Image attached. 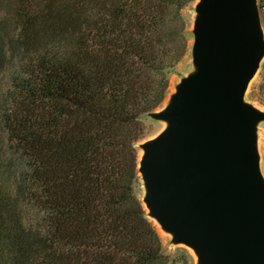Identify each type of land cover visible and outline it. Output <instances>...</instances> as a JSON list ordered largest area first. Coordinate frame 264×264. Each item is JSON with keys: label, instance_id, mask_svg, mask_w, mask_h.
I'll return each instance as SVG.
<instances>
[{"label": "trees", "instance_id": "trees-1", "mask_svg": "<svg viewBox=\"0 0 264 264\" xmlns=\"http://www.w3.org/2000/svg\"><path fill=\"white\" fill-rule=\"evenodd\" d=\"M194 1L0 0V264H190L136 186Z\"/></svg>", "mask_w": 264, "mask_h": 264}, {"label": "water", "instance_id": "water-1", "mask_svg": "<svg viewBox=\"0 0 264 264\" xmlns=\"http://www.w3.org/2000/svg\"><path fill=\"white\" fill-rule=\"evenodd\" d=\"M200 70L154 117L169 127L142 145L146 206L201 264H264V178L243 91L264 54L257 0H204Z\"/></svg>", "mask_w": 264, "mask_h": 264}, {"label": "rangeland", "instance_id": "rangeland-1", "mask_svg": "<svg viewBox=\"0 0 264 264\" xmlns=\"http://www.w3.org/2000/svg\"><path fill=\"white\" fill-rule=\"evenodd\" d=\"M204 0H195L187 9L183 11L184 18L187 23V38H188V50L185 57L180 63L168 74L169 78V89L167 95L162 102L161 106L156 109L151 114L142 117V122L145 125V136L137 144V156H138V181L136 186V193L142 202L147 219L155 226L157 229L162 243L167 254L174 255L175 253H181L186 255L190 264H201L194 251H192L189 246L184 243H178L173 240V236L169 233L163 231L149 216L148 211L145 207V180L142 172L140 171L141 160L140 154L143 153L144 149L142 147L146 142H150L156 139L160 134H162L170 125L168 120L160 119L154 117L156 113H159L169 107L175 97L179 94V91L183 84L193 78L200 70L199 60L196 55V25L202 17L201 7ZM258 1V0H257ZM261 27L263 31L264 40V22L261 20ZM70 33L72 31L69 30ZM7 58L0 61V107H1V92L6 85V70L5 73L3 69H9L13 67L18 61L14 50L9 51L7 49ZM241 102L243 105L252 109L261 115V117L255 119L251 125V132L254 138L255 151L257 153L258 164L260 172L264 178V54L261 57L258 67L254 75L248 81L242 97ZM1 124H0V135ZM144 154V153H143ZM5 162L11 160L14 162L15 157L12 154H5L2 156ZM145 203V205H144Z\"/></svg>", "mask_w": 264, "mask_h": 264}, {"label": "bare ground", "instance_id": "bare-ground-1", "mask_svg": "<svg viewBox=\"0 0 264 264\" xmlns=\"http://www.w3.org/2000/svg\"><path fill=\"white\" fill-rule=\"evenodd\" d=\"M143 153H144V151H143ZM143 153H141L140 154V158H142V156H143ZM146 195V187H145V194H144V196ZM144 205H145V203H144ZM145 207H146V209H147V211H148V216L163 230V231H165V232H167V233H169L171 236H172V233L170 232V231H168V230H166V229H164L163 227H162V222L155 216V215H152L151 213H150V210H149V208L145 205ZM192 251H193V249L191 248V247H189Z\"/></svg>", "mask_w": 264, "mask_h": 264}, {"label": "built area", "instance_id": "built-area-1", "mask_svg": "<svg viewBox=\"0 0 264 264\" xmlns=\"http://www.w3.org/2000/svg\"><path fill=\"white\" fill-rule=\"evenodd\" d=\"M257 5L260 11L261 20L264 22V0H258Z\"/></svg>", "mask_w": 264, "mask_h": 264}]
</instances>
